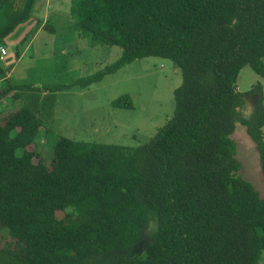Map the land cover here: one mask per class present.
<instances>
[{
  "label": "trees",
  "instance_id": "1",
  "mask_svg": "<svg viewBox=\"0 0 264 264\" xmlns=\"http://www.w3.org/2000/svg\"><path fill=\"white\" fill-rule=\"evenodd\" d=\"M37 1L0 0V46ZM71 16L95 42L122 49L75 85L161 58L182 73L175 112L137 148L61 138L51 167L26 151L40 132L36 114L23 107L4 118L0 264H260L264 199L240 176L231 137L246 127L264 176L263 100L244 115L256 92L237 85L246 67L264 79V0H72ZM14 91L3 87L0 102ZM112 106L134 107L129 96Z\"/></svg>",
  "mask_w": 264,
  "mask_h": 264
},
{
  "label": "rangeland",
  "instance_id": "2",
  "mask_svg": "<svg viewBox=\"0 0 264 264\" xmlns=\"http://www.w3.org/2000/svg\"><path fill=\"white\" fill-rule=\"evenodd\" d=\"M71 5L72 0H38L30 21L3 44L7 55L0 59V90L15 89L0 102V122L23 107L30 108L41 128L26 151L35 153L48 167L61 138L128 148L149 143L173 117L174 93L183 80L172 62L148 58L86 88L75 85L117 62L122 49L95 42L77 27ZM56 85L72 88L46 90ZM237 85L240 93L256 92L247 98L244 115H253L261 99L264 107V79L250 67L242 70ZM15 95L20 98L14 100ZM122 96L131 98L133 109L112 106ZM231 139L241 164L240 176L264 199V176L246 127L237 125ZM63 217L64 213H59V218ZM260 264H264V254Z\"/></svg>",
  "mask_w": 264,
  "mask_h": 264
},
{
  "label": "built area",
  "instance_id": "3",
  "mask_svg": "<svg viewBox=\"0 0 264 264\" xmlns=\"http://www.w3.org/2000/svg\"><path fill=\"white\" fill-rule=\"evenodd\" d=\"M7 55V50L5 47L0 46V59L4 60L5 56Z\"/></svg>",
  "mask_w": 264,
  "mask_h": 264
}]
</instances>
